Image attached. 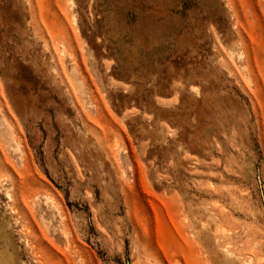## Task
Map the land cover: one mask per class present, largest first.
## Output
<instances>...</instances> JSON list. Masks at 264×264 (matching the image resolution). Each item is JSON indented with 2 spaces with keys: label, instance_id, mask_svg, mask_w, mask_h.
<instances>
[{
  "label": "rangeland",
  "instance_id": "374dc122",
  "mask_svg": "<svg viewBox=\"0 0 264 264\" xmlns=\"http://www.w3.org/2000/svg\"><path fill=\"white\" fill-rule=\"evenodd\" d=\"M5 248L264 264V0H0Z\"/></svg>",
  "mask_w": 264,
  "mask_h": 264
},
{
  "label": "bare ground",
  "instance_id": "6f19581e",
  "mask_svg": "<svg viewBox=\"0 0 264 264\" xmlns=\"http://www.w3.org/2000/svg\"><path fill=\"white\" fill-rule=\"evenodd\" d=\"M10 252L6 248L4 250H0V264H15L14 260L16 261V259L14 258L13 254Z\"/></svg>",
  "mask_w": 264,
  "mask_h": 264
}]
</instances>
